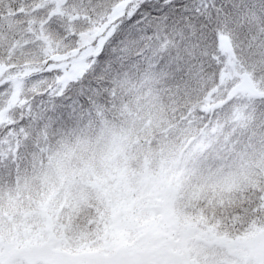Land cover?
Returning a JSON list of instances; mask_svg holds the SVG:
<instances>
[{
	"label": "snow or ice",
	"instance_id": "snow-or-ice-1",
	"mask_svg": "<svg viewBox=\"0 0 264 264\" xmlns=\"http://www.w3.org/2000/svg\"><path fill=\"white\" fill-rule=\"evenodd\" d=\"M0 264H264V0H0Z\"/></svg>",
	"mask_w": 264,
	"mask_h": 264
}]
</instances>
